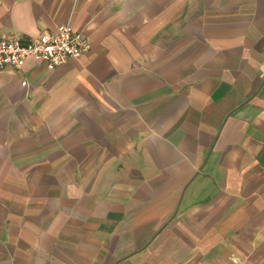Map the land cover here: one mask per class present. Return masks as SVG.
Masks as SVG:
<instances>
[{
	"label": "crops",
	"instance_id": "1",
	"mask_svg": "<svg viewBox=\"0 0 264 264\" xmlns=\"http://www.w3.org/2000/svg\"><path fill=\"white\" fill-rule=\"evenodd\" d=\"M62 23L0 70V264H264V0H0Z\"/></svg>",
	"mask_w": 264,
	"mask_h": 264
},
{
	"label": "built area",
	"instance_id": "2",
	"mask_svg": "<svg viewBox=\"0 0 264 264\" xmlns=\"http://www.w3.org/2000/svg\"><path fill=\"white\" fill-rule=\"evenodd\" d=\"M90 48L89 40L70 23L43 29L36 39L30 41H23L15 32H0V70L6 66L20 69L26 57L34 56L51 71ZM21 85L25 86L26 81Z\"/></svg>",
	"mask_w": 264,
	"mask_h": 264
}]
</instances>
